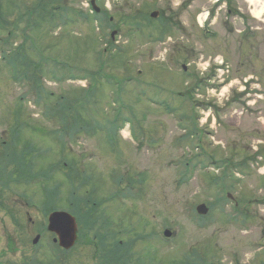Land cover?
<instances>
[{
    "label": "rangeland",
    "instance_id": "obj_1",
    "mask_svg": "<svg viewBox=\"0 0 264 264\" xmlns=\"http://www.w3.org/2000/svg\"><path fill=\"white\" fill-rule=\"evenodd\" d=\"M47 1L54 9L62 5L73 23L51 29L47 21L36 38L25 42L18 36L8 45V22L22 21L34 0H0V264H182L188 257L194 264H231V255L250 264L253 255H264L263 247L255 249L264 237V169L257 170L264 167V98L254 100L249 91L255 86L237 78L254 74L264 83V2L236 0L247 8L252 35L235 47L222 42L219 24L208 29L215 38L195 25L208 0H98L102 26L89 14L90 0ZM153 12L172 18L171 26L163 30L159 20L153 23ZM218 14L223 21L224 13ZM233 25L241 35L243 23ZM216 58L229 64L231 82L219 84L211 69L194 84L195 71ZM181 64L190 66L188 75L177 71ZM187 79L192 95L181 104L184 126L199 114L198 127L215 134L194 129L190 139L176 130L171 92H183ZM236 92L248 94L242 106L230 107ZM250 108L252 115L246 113ZM237 162L249 171L239 173ZM70 164L87 171L86 181L70 174ZM226 167L238 182L222 186L217 180ZM72 188L79 198L100 203V219L92 229L78 230L76 246L62 254L43 227L52 208L80 214L77 224L83 219L90 205L78 206ZM199 204L208 208L205 216L195 213ZM165 230L172 232L169 240ZM108 231L129 248L102 255L97 245ZM118 255L130 256V262Z\"/></svg>",
    "mask_w": 264,
    "mask_h": 264
},
{
    "label": "trees",
    "instance_id": "obj_2",
    "mask_svg": "<svg viewBox=\"0 0 264 264\" xmlns=\"http://www.w3.org/2000/svg\"><path fill=\"white\" fill-rule=\"evenodd\" d=\"M54 1H57V0H54ZM50 5H48L46 2L45 4H42V7L39 9L37 8L36 10H39V11H42L46 14L50 16L54 15V10L51 9L49 7ZM39 11H37V13L39 14ZM11 20V19H10ZM39 20H44V19H39ZM7 24V23H6ZM7 25H10V27H13L12 30L8 31L6 34H9L7 35L6 39L7 40V44L9 45V42L11 43L12 39L15 37L16 38V34L18 32V27L16 25H14L13 23H10V21L8 22ZM32 26H33V23H32ZM9 27V28H10ZM38 27H39V22H38ZM28 28V27H27ZM26 28V29H27ZM22 33L24 32V30L21 31ZM14 33H15V36H14ZM26 33V30L23 34ZM18 50V49H17ZM20 51H17L16 53H19ZM5 56V55H4ZM3 56V58H4ZM16 57V56H15ZM18 58H21L20 55L18 56ZM11 61H9L10 63ZM22 79H27L26 76H23ZM39 87V86H38ZM49 98V95L48 97L46 96V99ZM55 111H60V110H57V109H54V112ZM61 112V111H60ZM60 115H64V112H61ZM65 117L69 118L70 119V122L72 124L76 123L77 120H75L72 116L69 115V113H66L64 115ZM82 116H79V119H81ZM85 119H81V121L84 122ZM74 191L71 192V196H74L73 194ZM89 205H90V208H89ZM85 208H89L87 210H85L86 212L85 213V216L83 217V219L80 221V224L83 225V227L85 228H90L92 229L93 227V224L95 225V221L97 222L99 220V217H96V210L94 208V205H92L89 201L87 203H84ZM92 225V226H91ZM112 236H109V238H111ZM111 239H115V238H111ZM110 240V239H109ZM112 241V240H110ZM109 243V241L107 240V242H105V239L101 238L99 240V243H98V249L99 251H101L100 253H102V255H110V253H113V255H115L114 251L116 250H121V248H118V247H115V244L116 242L114 243H109V245H107ZM127 250V249H126Z\"/></svg>",
    "mask_w": 264,
    "mask_h": 264
},
{
    "label": "water",
    "instance_id": "obj_3",
    "mask_svg": "<svg viewBox=\"0 0 264 264\" xmlns=\"http://www.w3.org/2000/svg\"><path fill=\"white\" fill-rule=\"evenodd\" d=\"M152 17H156V14H153ZM197 213L200 215H205L207 209L204 205H200L196 209ZM48 230L55 233L59 239V246L64 250H69L76 239L75 235V225L74 220L65 213H53L49 217V226ZM165 236H170L169 233H165ZM37 238L34 243L37 242Z\"/></svg>",
    "mask_w": 264,
    "mask_h": 264
},
{
    "label": "flooded vegetation",
    "instance_id": "obj_4",
    "mask_svg": "<svg viewBox=\"0 0 264 264\" xmlns=\"http://www.w3.org/2000/svg\"><path fill=\"white\" fill-rule=\"evenodd\" d=\"M236 164L241 165V167L239 168V172L246 173L247 171H249V167H248L249 165L246 166L244 162H237ZM236 166H238V165H236ZM257 167H258L257 170H260V171L262 169H264V167L260 166V165H257ZM234 182H237V179H234ZM241 219H244V221L248 220L246 217H244L242 215H241ZM235 221H236V219H235ZM245 256L246 255H244L242 257H245ZM240 259L241 258L238 255H231V264H241ZM250 264H264V255H257V257L253 256Z\"/></svg>",
    "mask_w": 264,
    "mask_h": 264
},
{
    "label": "bare ground",
    "instance_id": "obj_5",
    "mask_svg": "<svg viewBox=\"0 0 264 264\" xmlns=\"http://www.w3.org/2000/svg\"><path fill=\"white\" fill-rule=\"evenodd\" d=\"M253 3V2H252Z\"/></svg>",
    "mask_w": 264,
    "mask_h": 264
}]
</instances>
